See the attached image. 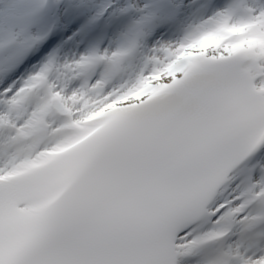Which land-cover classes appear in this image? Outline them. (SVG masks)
Returning a JSON list of instances; mask_svg holds the SVG:
<instances>
[{
  "label": "snow or ice",
  "instance_id": "obj_1",
  "mask_svg": "<svg viewBox=\"0 0 264 264\" xmlns=\"http://www.w3.org/2000/svg\"><path fill=\"white\" fill-rule=\"evenodd\" d=\"M0 264H264V0H0Z\"/></svg>",
  "mask_w": 264,
  "mask_h": 264
}]
</instances>
